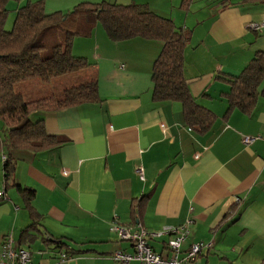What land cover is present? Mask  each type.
I'll return each mask as SVG.
<instances>
[{"label":"crops","instance_id":"1","mask_svg":"<svg viewBox=\"0 0 264 264\" xmlns=\"http://www.w3.org/2000/svg\"><path fill=\"white\" fill-rule=\"evenodd\" d=\"M29 1L37 0H11L7 8L15 12ZM42 1L46 13L105 1L142 4L170 19L189 34L183 75L214 121L198 132L187 125L179 101L153 99L152 68L161 41H112L96 23L71 45L72 54L89 65L57 77L55 92L95 77L99 99L30 113L46 133L63 140L56 147L0 148V251L3 236L11 234L29 251L28 264H120L114 251L132 254L133 247L110 224L134 225L132 206L143 198L139 224L148 231L192 220L179 257L193 242H210L195 264L264 263V94L249 113L227 111L229 84L223 79L239 74L264 50V32L249 29L264 21V0ZM242 136L257 138L245 145ZM6 155L13 171L5 187ZM166 239L149 244L169 257Z\"/></svg>","mask_w":264,"mask_h":264},{"label":"trees","instance_id":"2","mask_svg":"<svg viewBox=\"0 0 264 264\" xmlns=\"http://www.w3.org/2000/svg\"><path fill=\"white\" fill-rule=\"evenodd\" d=\"M9 1L0 0V122L6 130L0 134V148L15 147L37 152L56 147L63 140L46 133L43 121L31 120L30 113L99 99L95 77L64 87L59 96L50 93L25 99L23 93L14 88L19 82L39 79L48 83L86 68L89 65L86 58L72 54V40L75 36H88L96 23L102 25L112 41L133 37L161 41L162 48L152 68L153 99L179 101L187 125L198 132H204L212 125L214 115L196 103L183 75V50L189 34L177 28L170 19L158 16L142 4L121 5L105 1L78 4L66 12L46 13L43 1L37 0L18 7L11 29L5 30ZM59 30L64 35L63 41L46 45L45 37ZM227 77H223L229 84L227 111L235 107L249 113L258 95L264 94V89H259L264 80V50L255 52L239 74ZM12 161L9 155L5 156V187L12 180ZM135 201L132 206L134 225L140 223L143 198Z\"/></svg>","mask_w":264,"mask_h":264},{"label":"built area","instance_id":"3","mask_svg":"<svg viewBox=\"0 0 264 264\" xmlns=\"http://www.w3.org/2000/svg\"><path fill=\"white\" fill-rule=\"evenodd\" d=\"M249 29L256 33L264 32V21L259 23H250ZM257 137L242 136L241 142L245 145L252 143ZM137 172L141 176V167H137ZM3 192H0L2 196ZM238 200H236L237 202ZM192 222L188 218L184 223L178 226H167L157 231H148L141 224L124 225L116 221L110 224V231L115 233L119 240L129 242L133 247V253H125L120 249L114 251L112 257L120 264H128L132 259L140 264H195L198 255L204 249L210 246V242H193L187 250L179 257L183 242L188 238L189 225ZM166 237L164 241L166 248L171 252L169 257L162 256L156 252L149 244L150 240ZM61 259L65 254H61ZM30 253L28 250L18 246L11 234H6L2 238L0 251V264H28Z\"/></svg>","mask_w":264,"mask_h":264},{"label":"rangeland","instance_id":"4","mask_svg":"<svg viewBox=\"0 0 264 264\" xmlns=\"http://www.w3.org/2000/svg\"><path fill=\"white\" fill-rule=\"evenodd\" d=\"M14 18H15V12L10 11L8 13L6 21L4 23V29L5 30L11 29ZM57 33H59L61 35H57ZM57 33L54 34V32H52V33H49L47 35V37H45L44 41H45L46 45H50L54 41L57 42L58 41L57 39H60L61 42L63 41V39H64L63 33L60 30L57 31ZM51 38H53L55 40H51ZM58 82L59 81L57 79L56 80L52 79L48 83L49 85H45L44 82H42L39 79H32L29 81L19 82L15 85L14 88L16 91L22 92L25 99H29V96H31V93H34V92H36L34 95L35 98L45 96V95H48L50 93L55 94V96L56 95L59 96L60 93L55 92V91H58V86L60 85ZM53 92H55V93H53Z\"/></svg>","mask_w":264,"mask_h":264}]
</instances>
